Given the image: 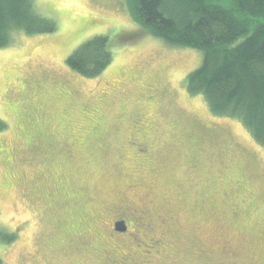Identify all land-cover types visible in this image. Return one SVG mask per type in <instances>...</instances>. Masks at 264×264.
<instances>
[{
    "label": "rangeland",
    "instance_id": "rangeland-1",
    "mask_svg": "<svg viewBox=\"0 0 264 264\" xmlns=\"http://www.w3.org/2000/svg\"><path fill=\"white\" fill-rule=\"evenodd\" d=\"M34 6L56 31L0 47L2 264H264V147L187 92L201 51L152 36L127 0ZM95 35L112 59L85 77L65 59ZM127 202L171 219L164 247L114 234L107 210Z\"/></svg>",
    "mask_w": 264,
    "mask_h": 264
},
{
    "label": "trees",
    "instance_id": "trees-1",
    "mask_svg": "<svg viewBox=\"0 0 264 264\" xmlns=\"http://www.w3.org/2000/svg\"><path fill=\"white\" fill-rule=\"evenodd\" d=\"M127 4L134 20L152 36L201 51L200 65L184 79L187 92L201 94L212 113L240 120L264 147V0ZM56 29L53 18L36 11L34 0H0V47L10 44L16 31L46 34ZM111 59L107 37L95 35L75 47L65 63L80 75L95 77ZM5 127L0 119V131ZM15 236L14 231L0 229V240L6 243Z\"/></svg>",
    "mask_w": 264,
    "mask_h": 264
},
{
    "label": "flooded vegetation",
    "instance_id": "flooded-vegetation-1",
    "mask_svg": "<svg viewBox=\"0 0 264 264\" xmlns=\"http://www.w3.org/2000/svg\"><path fill=\"white\" fill-rule=\"evenodd\" d=\"M148 118V117H144ZM143 119H140L137 126H144L146 124L143 123ZM142 130V128H140ZM133 146L140 145L139 143H131ZM136 147V146H135ZM138 152V149H137ZM144 150L140 149L138 152V156L145 159L147 158L148 154L147 151L143 153ZM147 154V155H146ZM152 200L150 199V202ZM121 207L107 212L109 213V217L111 218V226L115 235H124L127 234L128 237H132V239L136 240L138 238V233H142L145 238L147 237L150 240L149 247H162V241L164 236L166 235L165 232L160 233L159 228L166 227L171 219L167 218H160L158 221V226H155L153 223L146 221V217L149 216L146 207H141L140 205H136L134 203L127 202L126 204H121ZM147 212V213H146ZM134 226L136 232L129 233V227ZM168 235V234H167ZM264 235V233H263ZM148 247V245H147ZM164 247V246H163ZM156 253H160L159 250ZM130 255V254H129ZM148 262L151 261L150 259L147 260ZM136 263V262H135ZM153 263V262H152ZM145 264V263H144Z\"/></svg>",
    "mask_w": 264,
    "mask_h": 264
},
{
    "label": "snow or ice",
    "instance_id": "snow-or-ice-1",
    "mask_svg": "<svg viewBox=\"0 0 264 264\" xmlns=\"http://www.w3.org/2000/svg\"><path fill=\"white\" fill-rule=\"evenodd\" d=\"M79 51V50H78Z\"/></svg>",
    "mask_w": 264,
    "mask_h": 264
}]
</instances>
